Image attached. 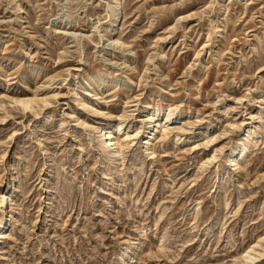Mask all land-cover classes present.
<instances>
[{
  "label": "rangeland",
  "instance_id": "1",
  "mask_svg": "<svg viewBox=\"0 0 264 264\" xmlns=\"http://www.w3.org/2000/svg\"><path fill=\"white\" fill-rule=\"evenodd\" d=\"M3 201L0 264H264V0H0Z\"/></svg>",
  "mask_w": 264,
  "mask_h": 264
},
{
  "label": "bare ground",
  "instance_id": "2",
  "mask_svg": "<svg viewBox=\"0 0 264 264\" xmlns=\"http://www.w3.org/2000/svg\"><path fill=\"white\" fill-rule=\"evenodd\" d=\"M110 8H111V6H110ZM111 11L113 13L114 9L111 8ZM112 16H115V14H112ZM44 103H46V102H44ZM15 104L21 105L24 110H29V109H31V106H32V102L31 101L16 100ZM165 117H166V120H168L170 115H167ZM118 126H120V125H118ZM153 127H154L153 126V121H151V119H150L149 121H147L146 126H145V131L143 132L145 139H148V137L151 135V133L153 131ZM114 140L115 139H114V137L112 135L106 134L105 132H100L99 136H98V140H97L96 143L97 144H101L102 148L106 151V153H110L111 154V153H116L114 151H117V149H118V148H116V143L114 142ZM123 141H121V142H123ZM145 144L147 145V142ZM242 147L241 146H237L234 149L229 151V153L227 154V156L225 157L224 162H223L225 166L233 165L235 163V161H236V158L238 156H240V155H243V153L245 152V149L242 148ZM1 203H2V206H1L2 209L0 211V214L1 213L4 214L5 213L4 210H3L4 201L1 202ZM1 218H3V217H1ZM0 227H1V222H0ZM252 261H253V258L250 256V253H246V255L242 258V261H241L240 264H252Z\"/></svg>",
  "mask_w": 264,
  "mask_h": 264
}]
</instances>
